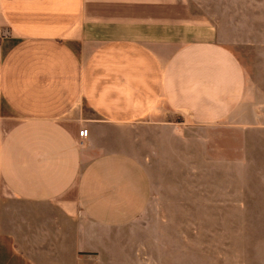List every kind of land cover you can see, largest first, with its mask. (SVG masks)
I'll return each instance as SVG.
<instances>
[{"label": "crops", "instance_id": "0c3cea01", "mask_svg": "<svg viewBox=\"0 0 264 264\" xmlns=\"http://www.w3.org/2000/svg\"><path fill=\"white\" fill-rule=\"evenodd\" d=\"M179 1L0 0V264H138L152 210L194 207L195 177L264 140L235 52L264 51V24L241 37L240 0L216 30L178 22Z\"/></svg>", "mask_w": 264, "mask_h": 264}, {"label": "rangeland", "instance_id": "374dc122", "mask_svg": "<svg viewBox=\"0 0 264 264\" xmlns=\"http://www.w3.org/2000/svg\"><path fill=\"white\" fill-rule=\"evenodd\" d=\"M256 1L240 0L242 10L236 19L242 25L241 37L248 36L243 32L248 26L264 24V10L255 9ZM218 3V0L179 1L180 15L176 20L216 30L218 21H224L223 16L219 17ZM235 52L249 80L256 77L264 80V51L241 45ZM162 109L164 118L182 120L167 106ZM223 143L228 160L240 146L238 140ZM241 148V170L235 171L227 161L224 175L194 178V207L152 210L155 224L160 225L153 227L155 240L146 242L145 257L135 258L138 264H264V140H241ZM9 198L0 187V201Z\"/></svg>", "mask_w": 264, "mask_h": 264}, {"label": "built area", "instance_id": "2783aa9c", "mask_svg": "<svg viewBox=\"0 0 264 264\" xmlns=\"http://www.w3.org/2000/svg\"><path fill=\"white\" fill-rule=\"evenodd\" d=\"M80 136H81V137H87V136H88V130H82V131L80 132Z\"/></svg>", "mask_w": 264, "mask_h": 264}]
</instances>
